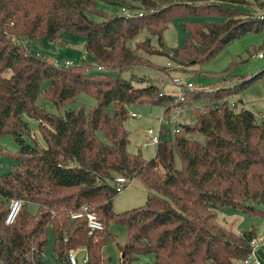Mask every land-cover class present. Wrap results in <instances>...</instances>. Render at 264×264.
Segmentation results:
<instances>
[{
	"label": "trees",
	"instance_id": "16d2710c",
	"mask_svg": "<svg viewBox=\"0 0 264 264\" xmlns=\"http://www.w3.org/2000/svg\"><path fill=\"white\" fill-rule=\"evenodd\" d=\"M96 1L0 0V137L9 132L19 143L17 165L0 175V264H50L43 257L49 227L58 258L66 260V255L70 263L69 250L82 246L89 264H105L102 247L111 237V220L129 229L128 241L119 244L122 264L144 253H154L157 264H233L247 257L255 229L213 231L207 227L206 211L229 205L264 216V118L259 123L251 109L236 111L229 99L264 77V67L234 86L187 90L185 101L207 103L194 113L196 122L173 125L181 127L177 132L161 124L151 158L129 150L130 131L124 122L133 112L130 106L164 104V115L170 116L181 100L155 82L136 85L121 72L143 62L140 49L154 52L151 37L135 39L144 29L159 37L160 54L190 66L212 59L249 32L263 30L264 14L236 20L235 14L254 11L225 0H130L128 5L142 10L109 16L95 7ZM93 13L102 19L94 20ZM181 15L186 17L185 42L169 47L163 31ZM211 15L225 20L203 18ZM64 30L84 33L93 58L83 55L79 63L63 64L31 49L34 41L58 40ZM96 65L103 68L95 71ZM41 92L58 106L82 92L95 95L98 102L90 111L80 105L54 113L37 103ZM25 111L39 121L44 144L26 139ZM190 133H202L206 141ZM118 174L145 184L143 206L114 210ZM76 187V192H60ZM12 198H21L23 206L7 223ZM29 201L39 204L38 214L25 209ZM83 204L97 212L104 229L90 232L85 217H71Z\"/></svg>",
	"mask_w": 264,
	"mask_h": 264
},
{
	"label": "rangeland",
	"instance_id": "374dc122",
	"mask_svg": "<svg viewBox=\"0 0 264 264\" xmlns=\"http://www.w3.org/2000/svg\"><path fill=\"white\" fill-rule=\"evenodd\" d=\"M120 2H112L110 0H97L95 7L106 15H117L130 12H138L142 9L133 8L128 5L130 0H119ZM228 2H236L242 4L247 10L252 9L253 13L247 14L242 12L235 14L233 18L241 20L252 15L264 14V4H260L257 0H225ZM94 20L102 19V16L97 13L90 14ZM211 21L222 22L225 20L222 16L211 15L203 17ZM186 17L184 15L176 16L172 22L163 31V38L167 46L177 47L183 45L187 32L184 28ZM147 36L151 37V45L155 48L153 53H147L140 49L143 57L141 64L135 65L132 68L122 70L123 77H133L136 85L148 84L150 82L157 83L161 90L165 93L174 94L177 96L179 86L175 83V78L179 77L184 80H190L194 83L196 88L216 87V86H234L241 80L243 76H250L264 67V59L258 57L257 53L264 51V29L260 32H249L244 36L231 41L225 46L216 56L204 63H193L190 66L184 63L171 60L167 55L160 54L161 49L159 37L151 34L147 29H144L135 39L143 40ZM86 36L82 32H74L72 30H64L58 40L43 39L41 42H32L31 49L34 52L44 53L48 60L52 62L66 63L70 60L74 63H79L83 55L88 59H92L90 53L85 48ZM138 43V42H137ZM134 46V40L131 43ZM93 70V69H92ZM98 71L97 65L94 68ZM93 70V71H94ZM112 76H117L119 73L110 72ZM8 75L10 74L7 71ZM143 81H139V79ZM47 82H44L43 86ZM191 98V96L189 97ZM178 99V96H177ZM231 106L240 111L243 108L251 109L256 116L257 122H262L264 118V77H261L249 84L248 86L234 92L229 96ZM179 100V99H178ZM98 102L95 95L82 92L73 100L58 106L50 97L43 92L39 95L37 103L43 106L47 111L54 113H63L71 108H77L80 105H85L90 111ZM233 102L234 105L231 103ZM207 103L206 99H197L189 101H181V104L175 105L173 111L178 113L175 118H172L173 125L181 123L196 122L197 113L200 106ZM112 111V108H110ZM136 111L140 116L129 115L125 120V127L130 131L129 150L132 153L142 152L146 158H151L155 155L156 144L150 142L148 131L150 127L159 130L161 117L164 115V104H154L150 102H140L130 106V112ZM166 118L169 115H164ZM22 117L28 122L29 132L25 133V137L30 142H38L44 144L43 136L39 127V121L24 112ZM177 123V124H176ZM176 127V126H175ZM98 134L102 137V131L98 130ZM192 138H196L201 142L206 141V136L202 133L189 134ZM19 149V143L14 136L5 132L0 137V175L10 171L17 165L15 158ZM176 164L182 165L181 158L176 152ZM134 184L127 186L122 191L118 192L114 197L113 206L116 212L125 211L134 207L143 206L146 203L148 190L145 184L139 179L134 178ZM78 187L70 189H61V193L76 192ZM88 201V200H86ZM95 207L98 205L97 201H90ZM261 207V206H260ZM264 207V206H263ZM25 209L30 213L36 215L40 211L37 202L29 201L25 205ZM207 214L210 216L207 221V227L213 231L220 228L230 230L235 233H240L244 230L255 229L257 237H264V216L260 214L248 213L242 209L233 206L224 205L215 209L213 207L207 209ZM108 230L111 237L102 247V256L106 260L105 264H122V251L119 244H125L129 239V229L125 224L111 220L108 223ZM54 232L51 227L48 228V243L44 251L43 257L50 264H70L65 259L58 258L54 253ZM82 246L75 247L77 250V257L79 264H89L85 261L87 257L86 249ZM79 249V250H78ZM68 254V253H67ZM256 254L264 264V243L258 245ZM239 260V259H238ZM237 261V259L235 260ZM234 261V262H235ZM126 264H157L154 253L139 254Z\"/></svg>",
	"mask_w": 264,
	"mask_h": 264
},
{
	"label": "built area",
	"instance_id": "2783aa9c",
	"mask_svg": "<svg viewBox=\"0 0 264 264\" xmlns=\"http://www.w3.org/2000/svg\"><path fill=\"white\" fill-rule=\"evenodd\" d=\"M263 16V15H262ZM258 57L263 58L264 59V51H260L257 53ZM73 63L70 60L66 61V64H71ZM99 69H102L103 67L101 65L98 66ZM175 83L179 86V92L177 93L178 99L179 100H184L185 101V94L186 91L192 88H195V85L192 81L190 80H184L182 78H175ZM233 105L234 103L231 102ZM231 105V104H230ZM178 113H175V111H173L171 113V115L166 118L164 115L163 117H161V124H166L168 126H170L171 124H173L172 122V118H175L177 116ZM132 116H140V114L136 111H133L131 113ZM175 125V124H174ZM181 129L180 126H174L173 131L177 132ZM149 137L151 138L150 142L157 144L160 141V128L159 130H155V128L150 127L149 131H148ZM134 178H130L127 177L126 175L123 174H118L115 178V184L117 187V190L120 192L122 191L124 188H126L127 186H131L134 184ZM23 206V200L21 198H12L10 200L9 203V211L6 215L5 221L7 223H12L18 213L20 212L21 208ZM71 217L72 218H83L85 217L87 220V225L88 228L90 230V232L96 231V230H102L105 227V224L103 222V220L100 219V217L98 216L97 212H95L93 209H91V207L89 206V204H83L80 208H77L75 210L71 211ZM260 243H264V237H253V239L251 240V252L249 253V255L245 258H241L237 261H235L233 264H261V259L259 258V256L256 254V252L258 251V245ZM68 258L71 264H79V260L77 257V250L74 248H71L68 252ZM85 261H88V256L85 258Z\"/></svg>",
	"mask_w": 264,
	"mask_h": 264
},
{
	"label": "crops",
	"instance_id": "0c3cea01",
	"mask_svg": "<svg viewBox=\"0 0 264 264\" xmlns=\"http://www.w3.org/2000/svg\"><path fill=\"white\" fill-rule=\"evenodd\" d=\"M81 248H84V247H81ZM85 249V248H84ZM79 250V249H78ZM261 264H263L262 262H261Z\"/></svg>",
	"mask_w": 264,
	"mask_h": 264
}]
</instances>
